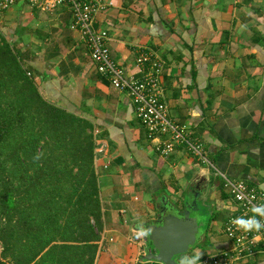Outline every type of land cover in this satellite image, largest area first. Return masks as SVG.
<instances>
[{"label": "crops", "instance_id": "crops-1", "mask_svg": "<svg viewBox=\"0 0 264 264\" xmlns=\"http://www.w3.org/2000/svg\"><path fill=\"white\" fill-rule=\"evenodd\" d=\"M105 1L95 20L107 29L115 62L138 73V51L159 56L169 117L186 123L190 138L227 176L264 188V0ZM0 17V31L14 42L21 37L17 50L28 49L41 90L93 123L102 215L94 264L146 261L148 239L132 238L135 222H153L162 203L182 205L183 198L197 213L196 202L214 212L213 206L227 209L212 221L213 245L206 250L219 247L223 222L235 206L222 177L183 144L159 153L128 93L96 70L86 42L70 28L71 10L44 12L17 2ZM261 253L242 263L264 264V257H252Z\"/></svg>", "mask_w": 264, "mask_h": 264}, {"label": "trees", "instance_id": "trees-1", "mask_svg": "<svg viewBox=\"0 0 264 264\" xmlns=\"http://www.w3.org/2000/svg\"><path fill=\"white\" fill-rule=\"evenodd\" d=\"M35 75L28 49L0 31V264H94L102 215L93 123L46 99ZM194 208L204 215L208 206ZM216 218L210 209L194 247L213 245Z\"/></svg>", "mask_w": 264, "mask_h": 264}, {"label": "built area", "instance_id": "built-area-1", "mask_svg": "<svg viewBox=\"0 0 264 264\" xmlns=\"http://www.w3.org/2000/svg\"><path fill=\"white\" fill-rule=\"evenodd\" d=\"M17 2L26 3L43 11L65 6L71 10L70 28L79 32L86 42L96 70L108 78L110 84L128 93L137 118L146 128L148 137L162 155L170 154L177 144H183L198 159L207 162L223 179L224 189L235 206L223 222L225 241L201 256V264H237L251 255L264 252V229L259 233L238 231L231 225L236 217L253 215V205L264 203V188L243 179L231 178L219 170L205 156L201 142L191 139L186 123L173 121L162 96L160 71L163 61L151 50L138 51L135 61L138 73H128L111 57L107 29L96 25L95 15L102 10L105 0H0V13ZM29 74V71L27 72ZM262 222L264 218L257 217ZM258 237V241H257Z\"/></svg>", "mask_w": 264, "mask_h": 264}, {"label": "water", "instance_id": "water-1", "mask_svg": "<svg viewBox=\"0 0 264 264\" xmlns=\"http://www.w3.org/2000/svg\"><path fill=\"white\" fill-rule=\"evenodd\" d=\"M148 239V250L142 260H155L162 264H174L175 256L186 252L203 232V220L190 205L179 210L169 202L162 203Z\"/></svg>", "mask_w": 264, "mask_h": 264}, {"label": "clouds", "instance_id": "clouds-1", "mask_svg": "<svg viewBox=\"0 0 264 264\" xmlns=\"http://www.w3.org/2000/svg\"><path fill=\"white\" fill-rule=\"evenodd\" d=\"M42 155L43 153L36 154V156L33 158L34 161L39 160ZM251 212L253 215L248 218L236 217L232 219L231 225L234 226L238 231L242 230L245 233H259L262 229H264V222H262L260 219H257V217L264 218V203L253 205ZM153 229V225L149 224L143 219H138L135 222L132 238L137 241L146 240L152 236ZM201 255L202 252L200 251H195L191 255L184 254L181 255L179 259L174 262V264H201Z\"/></svg>", "mask_w": 264, "mask_h": 264}, {"label": "rangeland", "instance_id": "rangeland-1", "mask_svg": "<svg viewBox=\"0 0 264 264\" xmlns=\"http://www.w3.org/2000/svg\"><path fill=\"white\" fill-rule=\"evenodd\" d=\"M44 12H50V11H44ZM14 13L16 14V12L14 11ZM1 18V22H3V17H0ZM7 20V19H6ZM23 20H24V18H23ZM10 21L11 20H8V21H6V23H10ZM13 22H16V21H13ZM51 22V21H50ZM31 33H36V30H33V31H31ZM5 35V37H6V39L13 45V47H14V49H17V47L16 46H18L19 48H22V40H21V37L20 36H18L16 39H15V42H14V40H11L10 39V36H8V34L6 33V34H4ZM13 34H11V36H12ZM23 36H25V37H28V33L27 34H25V33H23L22 34ZM14 36V35H13ZM27 43L29 44V42H24L23 43V46H25V45H27ZM38 84V83H37ZM39 86V85H38ZM39 90H40V92L43 94V96L46 98V99H48L49 101H51V102H53V103H55V104H57L56 102H54V99H52V98H50V97H48V94H46V92H44V91H42L40 88H39ZM57 105H59V106H62V105H60V104H57ZM62 107H65V106H62ZM73 111V110H72ZM75 112V111H74ZM94 135H95V131L93 132V137H94ZM98 137V136H97ZM94 140H95V145H96V137L94 138ZM189 197V196H188ZM203 198V197H202ZM201 198V199H202ZM177 203V202H176ZM204 204V203H203ZM213 209L215 208V212H216V215H217V217H218V219H220V218H223L225 215H226V213H227V209L226 208H220V207H216V206H213L212 207ZM206 210H207V212H205V214L204 215H202L203 216V218H202V220L203 221H205V219H204V216H207V214H208V212L210 211V207H208V208H206ZM127 214V213H126ZM217 222V221H216ZM218 225H220L219 223H218ZM202 228H204V227H202ZM218 229H221V227H218V226H215V228H213V231H216V233L215 234H218L217 233V231H218ZM1 248V247H0ZM197 248V246L196 247H194L193 245L186 251V252H184V253H182V254H180V255H178L179 257L181 256V255H184V254H187V255H191L193 252H195L194 251V249H196ZM199 248V250L201 249L200 247H198ZM258 253H261V252H258ZM253 258H257L256 260H259V259H261V258H263L264 257V253H261L260 255H258V254H256V255H254V256H252ZM249 259V258H248Z\"/></svg>", "mask_w": 264, "mask_h": 264}]
</instances>
